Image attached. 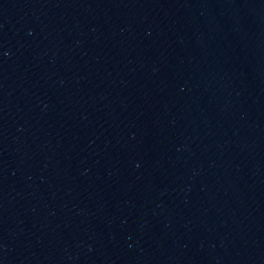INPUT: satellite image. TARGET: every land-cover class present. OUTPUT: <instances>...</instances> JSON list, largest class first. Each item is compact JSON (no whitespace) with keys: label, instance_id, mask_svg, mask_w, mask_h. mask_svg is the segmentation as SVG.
Here are the masks:
<instances>
[{"label":"water","instance_id":"95a60500","mask_svg":"<svg viewBox=\"0 0 264 264\" xmlns=\"http://www.w3.org/2000/svg\"><path fill=\"white\" fill-rule=\"evenodd\" d=\"M0 264H264V0H0Z\"/></svg>","mask_w":264,"mask_h":264}]
</instances>
